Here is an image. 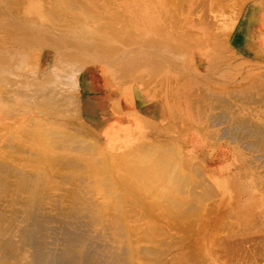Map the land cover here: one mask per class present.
<instances>
[{
	"label": "bare ground",
	"instance_id": "bare-ground-1",
	"mask_svg": "<svg viewBox=\"0 0 264 264\" xmlns=\"http://www.w3.org/2000/svg\"><path fill=\"white\" fill-rule=\"evenodd\" d=\"M39 1H0V264H264V29L249 31L259 3L236 13L234 0H172L180 14L133 30L132 0L122 14L112 0ZM26 4L65 17L71 36L41 37ZM40 43L42 80L22 56ZM65 44L76 51L54 61ZM79 52L110 66L129 110L88 113L86 84L71 86L96 64ZM141 90L159 104L151 117Z\"/></svg>",
	"mask_w": 264,
	"mask_h": 264
},
{
	"label": "rangeland",
	"instance_id": "rangeland-1",
	"mask_svg": "<svg viewBox=\"0 0 264 264\" xmlns=\"http://www.w3.org/2000/svg\"><path fill=\"white\" fill-rule=\"evenodd\" d=\"M1 1V0H0ZM89 2H90V4H98V3H100V5L103 7L104 6V4H105V2H106V5L109 3V2H107L106 0H88ZM112 1H114V3H115V6H116V8H117V10H121L122 8H123V6L121 5V2H122V0H112ZM156 1V2H155ZM163 1V3H162V5H161V2ZM167 3V2H169V3H167V4H165V2ZM175 2H176V4H178V0H174ZM178 1V2H177ZM212 1H215V0H212ZM212 1H210L211 2V5H212V7L214 6V3L215 2H212ZM39 2H41V3H45V1H42V0H40ZM175 2H172V0H132V10H131V17H128L127 18V22L129 21L130 22V24H131V28L133 29V30H135V29H139L140 27H141V25L146 21V19L148 18V16L152 19V22H153V24L154 25H156V26H158V24H160V23H162V24H166L170 19L169 18H172V17H170V16H172V15H174V14H180L179 13V7H177V6H179V5H176L175 4ZM184 3L183 5H186V2L187 1H183V0H180V2L179 3ZM241 2H242V0H234V2L233 1H230L229 3H231L232 5H231V7L230 8H232V6H233V8L231 9L232 11H233V9H235L236 10V13H240V9H241ZM253 3H259V7H257V9L255 10V12H253L252 14H254V16L251 14L250 16H252V17H250L252 20H250V24H249V31L251 32L250 34L252 35V33H254V32H256L257 33V31L261 28L262 30L264 29V25H263V27H261L260 26V22H259V15H262V17H264V0H253L252 1ZM261 3V4H260ZM156 4V5H155ZM175 4V5H174ZM208 4H209V0H208ZM168 5V6H167ZM211 5H209V8H210V6ZM234 6H236V7H234ZM39 7V6H38ZM161 7V8H160ZM263 7V8H262ZM40 8V7H39ZM39 8H37V7H32L31 8V6H28L27 4H26V10L28 9H30V11H32V10H34V12L36 11V17H37V21H36V25H38L37 26V28L39 29V31H36V32H39V33H37V34H39V35H41V37H47L49 34H51L52 33V35H49L47 38H51V36H52V39H58L59 37H60V35L61 34H64V35H67V33H68V35L67 36H69V34H70V36H71V33L67 30V29H65V28H63V26L61 27L60 26V22H59V20H58V18L59 17H62L63 19H64V22L66 23V19H65V17H63V16H61V15H59L58 16V14H57V12H55V11H53V13H51L52 15H49V14H46V12L44 11V10H42V11H37V10H39ZM43 8V7H42ZM156 8V9H155ZM173 10L174 9V11L175 12H173L171 9ZM237 8V9H236ZM44 9V8H43ZM213 9V11H212V13H213V15H214V11L216 10V12H217V9L214 7V8H212ZM211 8H210V10H212ZM215 9V10H214ZM223 9H224V11H223ZM263 9V10H262ZM219 11L217 12V14H221V17H224V15L223 14H225V16L226 15H228L229 13L231 14V15H233L232 13L233 12H231V10L229 9V7H227V6H225V8H222L221 10L220 9H218ZM234 10V11H235ZM29 11V12H30ZM158 11V12H157ZM227 11H229V13L227 12ZM238 11V12H237ZM34 12H32V13H34ZM45 12V13H44ZM99 12V11H98ZM121 12V11H120ZM119 12V13H120ZM220 12V13H219ZM225 12V13H224ZM31 13V14H32ZM56 13V14H55ZM158 13V14H157ZM174 13V14H173ZM98 14V13H97ZM105 14H107L106 12H104L103 14H101L102 16H104ZM121 14H122V12H121ZM216 14V17L218 16ZM230 14L228 15V16H230ZM235 14V13H234ZM164 15V16H163ZM236 15V14H235ZM237 15H239V14H237ZM106 16H108V14L106 15ZM112 16V15H111ZM158 16V17H157ZM166 16H168V18H166ZM220 16V15H219ZM218 16V17H219ZM79 18L80 17H82V19H85V17L86 16H84V15H79L78 16ZM120 17H122L121 15H120ZM119 16L116 18L117 19V21H118V24L119 23H121L123 20L121 19V20H118L119 18H120ZM174 17V16H173ZM175 17H177V16H175ZM174 17V18H175ZM178 17H180V18H184L185 16L184 15H179ZM217 17V19L219 20V22H218V24L220 25H222L223 24V20L225 19H222V18H218ZM261 17V18H262ZM57 18V19H56ZM123 18V17H122ZM166 18V19H165ZM81 19V18H80ZM220 19H222V20H220ZM163 20H164V22H163ZM166 20H167V22H166ZM22 21H23V18H22ZM96 23V22H95ZM257 23V24H256ZM58 24V25H57ZM89 24H92V22H89ZM42 26H44V27H42ZM50 26H52L51 28H52V32H51V28H49L50 29V31H49V29H48V27H50ZM251 26V27H250ZM36 28V29H37ZM60 28V29H59ZM97 28V27H96ZM221 28V27H220ZM37 29V30H38ZM41 29H42V31H41ZM47 29V30H46ZM54 29H55V31H54ZM45 30H46V32H45ZM59 30L60 31H62L63 32V30H64V32L65 33H61V32H59ZM66 30H67V32H66ZM41 31V32H40ZM48 31V32H47ZM54 31V32H53ZM90 32L92 33V34H98L97 32H95V31H93V30H91L90 29ZM49 33V34H48ZM53 33H55V34H53ZM61 33V34H60ZM203 34H204V32H202ZM55 35V36H54ZM43 37V38H44ZM111 38V40L112 41H110V40H108V38ZM23 38V37H22ZM21 38V39H22ZM106 42H111V43H108V44H110L111 46H115V45H118L119 47L121 46V44H122V46H124V44L123 43H119V40L117 39V37L116 38H114L112 35H106ZM117 39V41H113V40H116ZM244 39H245V41L247 42V40H248V37L247 36H244ZM106 42H104L105 43V46L108 48V44L106 43ZM112 42L114 43V45L112 44ZM41 44V43H40ZM234 44V43H233ZM233 44H232V46H233ZM251 44V43H250ZM43 43L39 46V44L37 45V48L36 49H33V50H31V51H29V50H27V51H25L24 52V54L22 55L23 57H24V59L27 57V55H28V53L30 54L31 53V58L33 59V61L34 60H37V64L35 63V64H32L31 65V69L32 70H35V68H36V65L38 66L37 67V73L38 74H40V73H42L40 70H39V68H40V66H39V64L41 63V61H40V58H41V56H43L42 54H44L45 52H49L50 50L48 49V48H46V47H43ZM68 46V44H65V46H61V47H58V46H53L54 48L53 49H55V50H57V53H58V56H57V54H55L54 52H50L51 53V55H53V60L55 61V60H57V57H59V56H61L60 54H65V53H67L68 51L70 52H72V51H76L75 49H73V48H70V46H69V50H67V46ZM45 46V45H44ZM122 46H121V48H122ZM66 47V48H65ZM49 48H51V47H49ZM57 48V49H56ZM64 49V50H63ZM211 49H213V48H211ZM230 50H231V48H230ZM234 52H236V56H239L240 54H239V52L236 50V48L235 47H233V49H232ZM61 51V52H60ZM233 51H230V53L231 52H233ZM64 52V53H63ZM208 52V51H207ZM20 53H23L22 51L20 52ZM84 53V55L87 57H85V56H83V58H86V59H90L91 61H92V63H95L96 64V66H100V67H103V69L106 71L107 70V68H108V70H110V66H108V65H106L104 62H103V58L101 57H99L98 55H94L92 52H90V54H89V52H88V54L87 53H85V52H79V54L80 55H82V54ZM92 53V54H91ZM230 53L228 54V55H230ZM239 54V55H238ZM246 57L248 56V57H252V56H249L250 54H248V55H246L245 53H243ZM66 55V54H65ZM88 55H90V56H88ZM92 56H95V57H92ZM91 57V58H90ZM196 57H198V56H196ZM195 57V58H196ZM28 58V57H27ZM97 59V60H95V59ZM29 59V58H28ZM48 59H51V57H49ZM124 59V58H123ZM119 60L118 59V63H120V64H116V71H117V74H118V76H119V74L121 75V71H122V68L123 67H121L120 69H119V67L120 66H123L124 64H125V62L124 63H122L124 60ZM195 60V59H194ZM27 60L25 59V62H26ZM52 62V61H51ZM195 62H200V61H195ZM204 63H206V60H204L203 61ZM44 63V62H43ZM77 63V62H76ZM105 64V65H104ZM237 63H235L234 65H236ZM58 64H56V63H53L52 65H50V71L52 72L53 70H61L60 68H59V66H57ZM78 65H83V64H79L78 63ZM93 65V64H92ZM166 65H172V66H167V68L168 69H170L171 67H173V68H175L176 70H177V66L174 64H165L164 66L162 65V66H160L161 67V69L163 68V67H166ZM188 65V66H187ZM186 66L190 69H188L186 66H185V68H186V70H188V71H191L192 72V74L196 71V69H202V70H206V65L204 64V65H193L192 66V68H190L189 67V64H187ZM62 67H67V68H70L71 66H72V63L71 62H69V61H63V63H62V65H61ZM125 67L127 66V63L124 65ZM175 66V67H174ZM196 68H195V67ZM92 67V66H91ZM193 67L195 68V69H193ZM245 67V66H244ZM244 67L242 66V69H244ZM81 69H83V67H81L80 68V70H78L76 73H75V79L74 80H72V82L69 80V82L70 83H72L73 85L71 86V88H73L74 90H76L77 91V89H78V87H79V76H80V74H81V72H82V70ZM119 69V70H118ZM172 69V68H171ZM237 69V72L239 71L238 70V67L236 68ZM245 69H249V68H247V66L245 67ZM174 70V69H173ZM195 70V71H194ZM215 70H217V68L216 69H214V71ZM111 71V70H110ZM188 71H186V74H188V73H191V72H188ZM218 71V70H217ZM217 71H215L214 73H216V75L217 76H221V75H223V74H225V72H226V69H224V71H223V68H222V70H219L218 72L220 73V74H218V72ZM112 72V71H111ZM188 72V73H187ZM221 73H223V74H221ZM239 73H240V71H239ZM37 75V74H36ZM45 75L42 73L41 74V76L40 75H38V76H36L37 78H38V80H42V79H44L43 77H44ZM222 77V76H221ZM238 77L239 78H241L242 76L239 74L238 75ZM66 78V77H65ZM63 79V78H62ZM57 82H59V81H57ZM57 82H54V84H51V85H49V87L50 88H54V86H55V88H57V87H59V86H57L59 83H57ZM68 82V81H67ZM57 83V84H56ZM56 84V85H55ZM53 85V86H52ZM75 86H77V87H75ZM68 87V86H67Z\"/></svg>",
	"mask_w": 264,
	"mask_h": 264
},
{
	"label": "crops",
	"instance_id": "crops-1",
	"mask_svg": "<svg viewBox=\"0 0 264 264\" xmlns=\"http://www.w3.org/2000/svg\"><path fill=\"white\" fill-rule=\"evenodd\" d=\"M242 37H241L242 39L241 43L242 42L245 43L246 41L244 40V36ZM234 46H235V43H234ZM236 50L238 51V46ZM247 59L251 60L254 58L247 57ZM240 60H241L240 58L236 59L237 61L236 63L238 64L239 62V64H241ZM201 63L202 65L206 64L204 62H200V64ZM92 68L94 69V71H92L93 73L90 70H85L84 72H81L79 76V79L81 78L84 84H86L85 85L86 89L84 88L83 91L81 92V97H82L81 104L82 106H84V108L86 107L89 108L88 113L92 112L91 113L92 116L94 115L97 116L98 115L97 109L101 108V111L103 110L108 111L109 108L112 109L113 107H116V106L118 107L120 112L121 111L125 112L126 110H129L127 99L122 96V93L125 91L120 92L121 90L120 91L118 90L117 86L114 84L113 80L111 79V75L106 74L105 70L102 69L100 66H96V67L93 66ZM141 94L144 97V99L147 101L146 102L147 105L146 107H144L143 111L146 112L147 116L151 117L153 116V113H151L152 111H150L151 107L152 109L154 107H155L154 109H157L159 104H156V105L151 104L153 102V99H152L153 96L149 95L143 90H141ZM100 118H102V116ZM107 118H104L102 120L106 121ZM121 119H122L121 117H114V116L109 117V120L114 123L116 122L118 123L119 120Z\"/></svg>",
	"mask_w": 264,
	"mask_h": 264
}]
</instances>
